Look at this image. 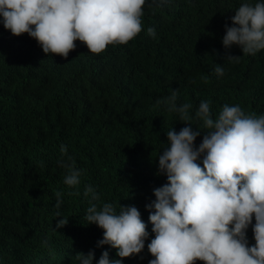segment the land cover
Masks as SVG:
<instances>
[{"label": "trees", "instance_id": "16d2710c", "mask_svg": "<svg viewBox=\"0 0 264 264\" xmlns=\"http://www.w3.org/2000/svg\"><path fill=\"white\" fill-rule=\"evenodd\" d=\"M244 2L258 0H146L143 30L133 40L100 54L77 40L67 58L45 54L28 33L13 35L0 16V264H80L77 253L92 250L93 264L105 250L121 259L110 245L97 246L104 230L87 223L86 186L99 194L100 206L141 212L150 235L123 264L155 258L147 247L155 233L146 205L168 183L159 173L167 131L187 126L157 101L177 90V105L191 104L193 117L201 101L210 103L214 119L225 104L264 115V50L243 55L238 45H223L225 25ZM192 122L194 130L202 126ZM68 156L81 170L75 187L64 183L67 172L58 163ZM198 163L203 167L202 158ZM63 218L68 224L56 229ZM254 224L253 216L249 246Z\"/></svg>", "mask_w": 264, "mask_h": 264}, {"label": "clouds", "instance_id": "9594fccd", "mask_svg": "<svg viewBox=\"0 0 264 264\" xmlns=\"http://www.w3.org/2000/svg\"><path fill=\"white\" fill-rule=\"evenodd\" d=\"M146 0H0L3 25L13 35L28 33L45 54L67 58L75 41L87 45L89 52L100 54L109 45L127 44L142 30ZM225 25L223 45H238L243 55L264 50V0L244 2ZM34 26V27H33ZM150 36L155 30L148 28ZM228 60L239 62L240 56ZM214 71L223 75L217 64ZM177 90L158 100L170 112L179 113L187 126L167 131L169 146L159 154V173L168 183L154 189L156 199L146 207L155 238L147 245L154 259L149 264H264V115L257 117L239 106L225 104L213 118L210 103L201 101L190 114L192 105H177ZM202 122L194 130L193 120ZM204 131L202 142L195 141ZM62 155L67 147L61 145ZM202 164L198 163L201 160ZM59 165L66 169L64 183L80 184L81 170L68 156ZM76 194H79L78 191ZM91 196L86 210L87 223L103 229L97 246L110 245L121 259H110L103 251L98 264H123V258L139 254L149 237L147 226L136 206L112 203L98 205L99 194L86 186ZM56 207L62 193L57 192ZM154 209V211H152ZM60 214L57 213V216ZM255 244L249 246L247 229L253 222ZM58 220L56 229L68 224ZM80 264H93L94 250L76 255Z\"/></svg>", "mask_w": 264, "mask_h": 264}]
</instances>
